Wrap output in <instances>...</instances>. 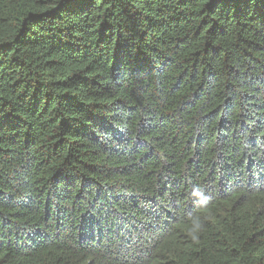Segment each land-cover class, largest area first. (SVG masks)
Masks as SVG:
<instances>
[{"label":"trees","instance_id":"16d2710c","mask_svg":"<svg viewBox=\"0 0 264 264\" xmlns=\"http://www.w3.org/2000/svg\"><path fill=\"white\" fill-rule=\"evenodd\" d=\"M0 264H264V0H0Z\"/></svg>","mask_w":264,"mask_h":264},{"label":"clouds","instance_id":"9594fccd","mask_svg":"<svg viewBox=\"0 0 264 264\" xmlns=\"http://www.w3.org/2000/svg\"><path fill=\"white\" fill-rule=\"evenodd\" d=\"M191 194L197 198L194 203L198 214L195 216L189 214L190 227L188 229V235L193 241H198L200 232L205 228L204 221L210 218L211 197L208 196L205 193V190L198 185L193 186Z\"/></svg>","mask_w":264,"mask_h":264}]
</instances>
